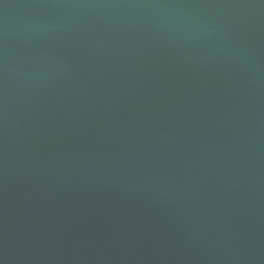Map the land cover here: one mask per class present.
<instances>
[{
    "label": "water",
    "instance_id": "obj_1",
    "mask_svg": "<svg viewBox=\"0 0 264 264\" xmlns=\"http://www.w3.org/2000/svg\"><path fill=\"white\" fill-rule=\"evenodd\" d=\"M0 264H264V0H0Z\"/></svg>",
    "mask_w": 264,
    "mask_h": 264
}]
</instances>
